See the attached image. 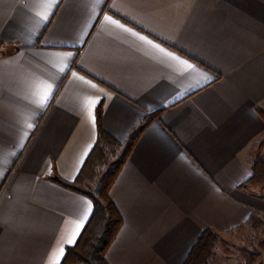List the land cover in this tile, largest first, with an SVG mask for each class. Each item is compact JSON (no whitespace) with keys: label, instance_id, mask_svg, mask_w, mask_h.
I'll use <instances>...</instances> for the list:
<instances>
[{"label":"crops","instance_id":"1","mask_svg":"<svg viewBox=\"0 0 264 264\" xmlns=\"http://www.w3.org/2000/svg\"><path fill=\"white\" fill-rule=\"evenodd\" d=\"M0 43V264L75 243L92 200L54 178L78 176L100 103L120 142L161 110L110 188L108 264H182L204 228L264 215L238 187L264 135V0H0Z\"/></svg>","mask_w":264,"mask_h":264},{"label":"trees","instance_id":"2","mask_svg":"<svg viewBox=\"0 0 264 264\" xmlns=\"http://www.w3.org/2000/svg\"><path fill=\"white\" fill-rule=\"evenodd\" d=\"M1 45V43H0ZM264 119V111L257 109ZM161 110L148 112L128 137L120 142L100 126L102 103L96 109L98 135L96 143L87 156L78 176L73 181L54 178L58 183L90 197L92 214L84 225L74 244L65 249L58 264H108L105 255L122 225V217L110 197V188L126 162L141 133L159 116ZM258 151L251 161V174L238 187L246 191H256L264 196V136ZM244 229L261 235L258 247H264V215L254 210L247 220L232 232ZM214 248H221L228 255L236 254L243 264H252L259 253H248L246 249L229 251L219 235L211 228H204L196 238L182 264H207Z\"/></svg>","mask_w":264,"mask_h":264},{"label":"rangeland","instance_id":"3","mask_svg":"<svg viewBox=\"0 0 264 264\" xmlns=\"http://www.w3.org/2000/svg\"><path fill=\"white\" fill-rule=\"evenodd\" d=\"M262 139L263 137L257 143L255 154L258 151L259 148L258 146ZM261 153L264 156V147L261 150ZM221 239L224 245L228 248V250L232 252H237L238 249L244 248L247 250L248 253H254V252L260 253V250L262 249L258 247V242L260 239H262V236L248 229H244L241 233H236V232L229 233L228 236H226V238L224 239L221 238ZM233 258L238 259L239 257L236 254L228 255L221 248H214L213 254L209 257L207 264H223L225 261H227V259L231 260Z\"/></svg>","mask_w":264,"mask_h":264},{"label":"snow or ice","instance_id":"4","mask_svg":"<svg viewBox=\"0 0 264 264\" xmlns=\"http://www.w3.org/2000/svg\"><path fill=\"white\" fill-rule=\"evenodd\" d=\"M179 62L181 64H184L188 69H191L192 68V66L190 64H187L186 61H179ZM205 79H207V77H205ZM44 102H46V98L45 99H42V101H41V103H44ZM29 127H31V125H29ZM90 210H91V206L89 205L88 211H90ZM82 226H83L82 224L78 226L76 233L73 235L72 239L70 241H68V243H74L75 242V237H76V235L79 234V228L82 227ZM60 254H61V256L63 255V248H61ZM57 264H58V261H57Z\"/></svg>","mask_w":264,"mask_h":264}]
</instances>
